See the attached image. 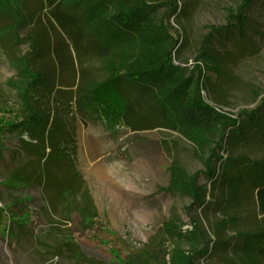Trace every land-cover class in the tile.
<instances>
[{
	"label": "rangeland",
	"instance_id": "rangeland-1",
	"mask_svg": "<svg viewBox=\"0 0 264 264\" xmlns=\"http://www.w3.org/2000/svg\"><path fill=\"white\" fill-rule=\"evenodd\" d=\"M148 1L161 5L160 17L177 8L167 22L169 36L178 43L172 56L186 76L206 81V100L228 116L256 107L264 114V0H254L246 12L244 35L222 32L206 44L212 59L200 53L202 40L211 27L226 23L227 10L241 0ZM42 5L44 0H24L27 16L20 36L35 35L42 41L33 67L53 72L43 73L42 85L53 91L35 90L40 122L18 130L5 127L25 114L19 97L23 78L11 59L29 47L24 40L14 41L10 32L0 33V264H189L188 257L202 246L188 232L185 208L191 198L166 190L173 166L205 183L210 146L200 148L183 132L162 127L131 132L117 126L111 134L96 112L83 115L69 86L75 73L64 68L55 75L54 40L63 42L64 60L76 58L68 52L70 42L59 27L47 21L50 10ZM12 22L0 13V28ZM84 66L90 76L106 75L93 57L86 55ZM261 136L264 141L263 130ZM211 138L216 143L218 136ZM22 141L42 154L35 156ZM241 150L260 158L264 143ZM35 158L42 169L40 186L28 188L24 181L13 184L16 191L6 189L5 177ZM217 182L209 186L211 203L195 213L209 231L217 228L227 247L215 252H225L226 257L213 253L201 264H232L231 259L264 264V197L252 194L238 201ZM222 218L229 222L222 225Z\"/></svg>",
	"mask_w": 264,
	"mask_h": 264
},
{
	"label": "trees",
	"instance_id": "trees-1",
	"mask_svg": "<svg viewBox=\"0 0 264 264\" xmlns=\"http://www.w3.org/2000/svg\"><path fill=\"white\" fill-rule=\"evenodd\" d=\"M253 1L241 0L237 7L227 10L224 25L211 27L202 40L200 53L203 58L212 59L206 44L222 32L237 31L240 36L244 35L246 12ZM23 5L24 0H0V13L13 20L1 27L0 33L10 32L14 41L24 40L29 47L22 56L11 59V63L19 67L24 84L19 97L25 114L20 119L13 117L5 126L14 130L29 122L38 123L35 90L53 91L42 86L45 81L43 73L50 76L53 72L33 67L38 49L42 50V41L38 42L35 35H26L24 39L20 36L27 16ZM160 6L158 2L148 0H44L42 8H49L47 21L59 27L70 42L68 52H73L75 60L63 59L62 41L54 40L51 45L57 63L55 75H60L64 68L75 73L69 86L74 87L76 106L83 115L96 112L103 127L111 134L115 133L117 126L126 127L131 132L162 127L183 132L200 148L210 146L211 151L204 163L205 183H198L196 175H182L173 166L170 170L172 180L166 190L191 198V204L185 208L191 225L188 232L197 237L202 246L188 257V263L201 264L206 256L218 254L216 249L227 247L217 228L209 231L195 213L196 209L211 203L208 200L212 195L209 186H215L220 180L230 190V198L238 201L252 194L257 199L264 197V156L254 159L241 150V147L257 141L264 143L261 136L262 130L264 135V114L256 107L240 110L236 117L228 116L204 98L206 81L202 83L200 78L186 76L185 68L175 64L172 56L178 43L175 44L169 36L167 22L176 15L177 8H170L167 15L164 12L160 17ZM86 55L98 61L106 75L101 78L90 76L84 66ZM212 134L218 136L216 143L211 138ZM22 144L25 149L33 150L35 156L42 154L40 149L25 141ZM41 171L35 158L28 165L11 171L2 182L11 192L16 191L13 188L16 182L27 181L28 188H38ZM219 221L222 225L229 222L227 218ZM219 255L226 257L225 252ZM238 262L231 259L232 264Z\"/></svg>",
	"mask_w": 264,
	"mask_h": 264
}]
</instances>
